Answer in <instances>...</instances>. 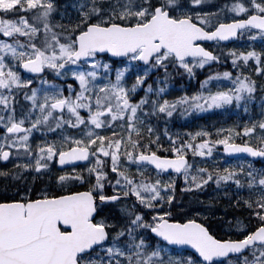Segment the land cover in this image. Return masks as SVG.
Segmentation results:
<instances>
[{
	"label": "snow or ice",
	"instance_id": "1",
	"mask_svg": "<svg viewBox=\"0 0 264 264\" xmlns=\"http://www.w3.org/2000/svg\"><path fill=\"white\" fill-rule=\"evenodd\" d=\"M0 165V264H264V0H0Z\"/></svg>",
	"mask_w": 264,
	"mask_h": 264
},
{
	"label": "rangeland",
	"instance_id": "2",
	"mask_svg": "<svg viewBox=\"0 0 264 264\" xmlns=\"http://www.w3.org/2000/svg\"><path fill=\"white\" fill-rule=\"evenodd\" d=\"M248 43H249V41H248V39L246 37V39L244 40V42L242 44V46H245L244 50L247 49ZM255 46H257L258 50H259L260 47H261V42L259 40H257L256 43H255ZM217 50H219V49H217ZM201 71L202 70H199V69L197 70V72H201ZM176 80H177V78H176ZM184 82H185V84H189V85H186V86L181 85L180 87H177V83H176L175 84L176 85V90L172 93V95H179L181 88L183 90L189 92V93H192V92L196 91L199 88V81L196 78L189 80L186 77ZM258 99H259V97H258ZM253 107H255V105ZM225 109H227V108L211 109V110H207V111H204V112H198V113H193V114L189 115L188 118H191V116H195L196 119H199V120L201 119L202 121L198 120L199 121L198 123L187 127V131L195 132V131H197V130H199L201 128L207 129V130H214L215 128L227 127L229 125H233V124L239 122L241 119H246V117L244 116L243 112L242 111L237 112L234 107L230 108L231 109L230 112L233 114L232 117H229L228 115H225V114L222 117H220V118H212L211 117V114L213 112H215L217 110H225ZM170 130L173 133H179L181 135H184V133L186 131V130H182V128L177 125V119L172 121V123L170 125ZM218 147H220V146H218ZM214 156L216 157V159L214 161L213 160L208 161V166H211L213 163H215V164L223 167L225 163H228V162L225 161V158L223 157L222 152H220L218 154L214 152ZM219 157H223V159H220ZM189 158H191V154H189ZM196 159L199 160L200 158L196 157ZM0 166H2V165H0ZM44 181H45V183L47 182V177L44 178ZM209 194H210V192H208L207 196L203 197L205 201H207L209 199V197H210ZM201 207L203 209H205V211L207 212V215L202 217V219H204L206 221L210 217L211 222L220 220V218L218 219L219 214H217L216 211H214L212 209V205H209V204L205 203V204L201 205ZM179 212L183 213V210L179 209ZM214 213H216V214H214ZM218 230L225 231L226 229H224L223 225H221V227ZM217 233L223 234V232H220V231H217Z\"/></svg>",
	"mask_w": 264,
	"mask_h": 264
},
{
	"label": "trees",
	"instance_id": "3",
	"mask_svg": "<svg viewBox=\"0 0 264 264\" xmlns=\"http://www.w3.org/2000/svg\"><path fill=\"white\" fill-rule=\"evenodd\" d=\"M210 2L211 3H216L217 0H211ZM231 47H236L239 50H244V48H245V46H242V44L241 45L240 44H235V45H233ZM225 67L231 69V62L228 61L226 64H223L222 63L221 65H219V67H217V66L214 65L213 66V70L223 71ZM208 71H209V69L207 67L205 69H202L201 72H198V75H197L196 79L198 81H200L201 79L204 78V76L208 73ZM176 78H177V80H176ZM185 79H186V77H184L183 79H181L180 77H175V84L177 83V87H180L181 85H184V86L189 85V84H185V82H184ZM230 111H231L230 108H227L225 110H217V111H215V112H213L211 114V117L212 118H220L224 114L225 115H228L229 117H232L233 114ZM198 120L199 119H196L195 116H191V118H188V117H179V118H177V125L179 127H181L183 130H187V127L192 126L193 124H196L199 121H202L201 119L199 121ZM185 199H187V197H185ZM217 202H218V205L217 206L220 208L219 211L222 212V213L219 214V216H221V217L218 216V219L220 218L221 221L226 224L228 220H231L228 217V214L232 211V207L229 206V202L226 199L220 198L219 200H217ZM227 203H228V206L226 205ZM215 210H218V209L215 208ZM241 212L242 211L239 210L238 213H241ZM245 215L246 214H244L242 212V218L243 219L245 218Z\"/></svg>",
	"mask_w": 264,
	"mask_h": 264
},
{
	"label": "water",
	"instance_id": "4",
	"mask_svg": "<svg viewBox=\"0 0 264 264\" xmlns=\"http://www.w3.org/2000/svg\"><path fill=\"white\" fill-rule=\"evenodd\" d=\"M236 40H234V41H232V42H235ZM232 42H222V43H232ZM209 45H212L214 42H207ZM224 154V153H223ZM244 154H236V156H243ZM224 156L226 157V158H228V159H231V160H233V159H236V157H232V158H230V157H228V156H226L225 154H224Z\"/></svg>",
	"mask_w": 264,
	"mask_h": 264
},
{
	"label": "flooded vegetation",
	"instance_id": "5",
	"mask_svg": "<svg viewBox=\"0 0 264 264\" xmlns=\"http://www.w3.org/2000/svg\"><path fill=\"white\" fill-rule=\"evenodd\" d=\"M220 213H222L221 211H219L217 214H220ZM240 216V215H239ZM235 223V220H233V224Z\"/></svg>",
	"mask_w": 264,
	"mask_h": 264
}]
</instances>
